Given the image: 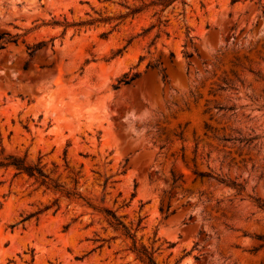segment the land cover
<instances>
[{
	"label": "rangeland",
	"instance_id": "obj_1",
	"mask_svg": "<svg viewBox=\"0 0 264 264\" xmlns=\"http://www.w3.org/2000/svg\"><path fill=\"white\" fill-rule=\"evenodd\" d=\"M163 1L0 0V158L76 193L0 169V264H143L104 209L157 264H264V0Z\"/></svg>",
	"mask_w": 264,
	"mask_h": 264
},
{
	"label": "trees",
	"instance_id": "obj_2",
	"mask_svg": "<svg viewBox=\"0 0 264 264\" xmlns=\"http://www.w3.org/2000/svg\"><path fill=\"white\" fill-rule=\"evenodd\" d=\"M158 3L165 4L167 3V1L158 0ZM138 10L139 9H133L132 13H136L138 12ZM1 38L2 37H0V39ZM41 46L42 44H38V45H35L33 48H29L30 49L29 55L32 56L34 54V51L37 48H40ZM0 48L2 47L0 46ZM235 66L240 67L241 63L237 61L235 63ZM26 68L27 66H25V69ZM233 74L236 77H238V74L236 71H233ZM122 81L125 84H129L130 82V80L127 79L126 77ZM180 136H182V134H180ZM224 140H228V139H224ZM240 142H243V141H240ZM9 168L15 170L16 175H26L29 178L34 179L35 183L38 184L39 187L45 188V190L65 192L68 196H72L76 194L58 185L57 182L54 181L50 177V175L44 171L43 167L40 165V162L32 163V162H29L26 158L10 154V155L0 158V169L7 170ZM195 173L200 177H205V176L210 177V178L212 177L211 175L205 174L203 172H200V173L195 172ZM218 181L221 183L227 184V185H232V186L241 188V186L235 183H227L226 181L221 180V179H218ZM260 207H262V209L264 210V204H262ZM100 211L105 214L107 220L114 227L116 231L122 230L124 237L132 241V246L130 247V250L137 255V257L141 260L143 264H157L152 253H150L145 246L139 245L135 235H133L129 231L128 227L125 224H123V222L117 217L115 212H113L110 209H104Z\"/></svg>",
	"mask_w": 264,
	"mask_h": 264
}]
</instances>
